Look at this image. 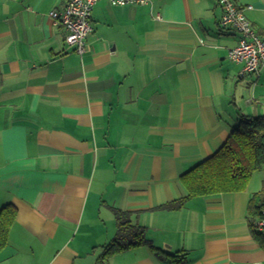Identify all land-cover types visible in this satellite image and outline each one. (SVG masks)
Wrapping results in <instances>:
<instances>
[{
	"label": "crops",
	"instance_id": "obj_1",
	"mask_svg": "<svg viewBox=\"0 0 264 264\" xmlns=\"http://www.w3.org/2000/svg\"><path fill=\"white\" fill-rule=\"evenodd\" d=\"M68 1L0 0V209L17 208L0 264H170L148 245L102 259L116 208L186 264H264L248 215L264 171L160 209L244 117L264 116V64L239 77L222 5L99 0L79 54L49 15ZM234 1L264 39V0Z\"/></svg>",
	"mask_w": 264,
	"mask_h": 264
},
{
	"label": "trees",
	"instance_id": "obj_2",
	"mask_svg": "<svg viewBox=\"0 0 264 264\" xmlns=\"http://www.w3.org/2000/svg\"><path fill=\"white\" fill-rule=\"evenodd\" d=\"M261 170L264 171V116L244 117L221 149L180 177L187 195L162 205L160 209H181L191 198L198 196L245 191L253 174ZM263 209L264 180L263 188L251 197L248 205L253 237L264 248V232L256 226ZM114 213L118 230L114 240L105 247L103 260L129 248L148 245L160 259L168 260L170 264H186V259L180 252L173 254L155 246L147 238L146 227L133 223L129 211L116 208ZM16 218L17 208L14 205L7 204L0 209V251L8 244Z\"/></svg>",
	"mask_w": 264,
	"mask_h": 264
},
{
	"label": "built area",
	"instance_id": "obj_3",
	"mask_svg": "<svg viewBox=\"0 0 264 264\" xmlns=\"http://www.w3.org/2000/svg\"><path fill=\"white\" fill-rule=\"evenodd\" d=\"M99 0H69L62 9L50 11V17L67 30L66 42L79 54L88 50V37L93 32L92 13ZM152 0H110L114 5L147 4ZM224 13L222 25L236 29L240 33L239 43L229 50L233 61L243 64L239 77L247 78L258 73L264 64V39L257 33L244 10L234 0H218ZM264 232V209L256 222Z\"/></svg>",
	"mask_w": 264,
	"mask_h": 264
},
{
	"label": "rangeland",
	"instance_id": "obj_4",
	"mask_svg": "<svg viewBox=\"0 0 264 264\" xmlns=\"http://www.w3.org/2000/svg\"><path fill=\"white\" fill-rule=\"evenodd\" d=\"M256 173H260V171H258V172L256 171ZM262 173H264V172H262Z\"/></svg>",
	"mask_w": 264,
	"mask_h": 264
}]
</instances>
